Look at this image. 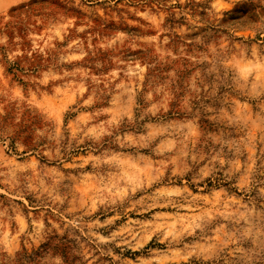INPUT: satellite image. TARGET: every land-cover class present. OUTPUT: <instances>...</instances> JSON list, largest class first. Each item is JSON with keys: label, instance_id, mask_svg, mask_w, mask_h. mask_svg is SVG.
I'll use <instances>...</instances> for the list:
<instances>
[{"label": "rangeland", "instance_id": "1", "mask_svg": "<svg viewBox=\"0 0 264 264\" xmlns=\"http://www.w3.org/2000/svg\"><path fill=\"white\" fill-rule=\"evenodd\" d=\"M60 241L264 264V0H0V264Z\"/></svg>", "mask_w": 264, "mask_h": 264}, {"label": "trees", "instance_id": "2", "mask_svg": "<svg viewBox=\"0 0 264 264\" xmlns=\"http://www.w3.org/2000/svg\"><path fill=\"white\" fill-rule=\"evenodd\" d=\"M15 69H18L17 67H14ZM45 248H53L58 250L64 258V264H78L77 263V257L74 256L72 250V242L71 241H60L58 243H48L44 245ZM28 261H32V257H29Z\"/></svg>", "mask_w": 264, "mask_h": 264}]
</instances>
